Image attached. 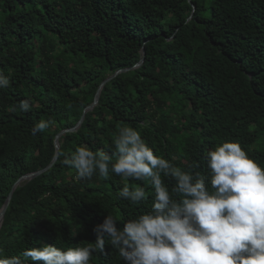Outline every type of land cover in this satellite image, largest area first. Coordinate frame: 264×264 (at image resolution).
Returning a JSON list of instances; mask_svg holds the SVG:
<instances>
[{
	"label": "trees",
	"instance_id": "16d2710c",
	"mask_svg": "<svg viewBox=\"0 0 264 264\" xmlns=\"http://www.w3.org/2000/svg\"><path fill=\"white\" fill-rule=\"evenodd\" d=\"M191 2L193 11L189 0H0V72L9 79L0 89V207L20 176L51 163L55 135L78 122L101 81L131 68L59 137L52 165L13 191L0 224L4 255L86 246L106 214L122 227L150 209L147 181L111 170L76 180L62 162L80 145L112 155L123 126L193 174L206 172L205 151L224 141L239 142L264 168V0ZM41 120L50 126L33 136ZM162 179L171 191L174 180ZM125 183L144 187L147 201L120 197ZM90 264L124 262L106 238Z\"/></svg>",
	"mask_w": 264,
	"mask_h": 264
},
{
	"label": "clouds",
	"instance_id": "9594fccd",
	"mask_svg": "<svg viewBox=\"0 0 264 264\" xmlns=\"http://www.w3.org/2000/svg\"><path fill=\"white\" fill-rule=\"evenodd\" d=\"M8 84L0 72V89ZM19 108L27 111L30 103L21 101ZM49 126V121L36 122L31 134ZM113 143L112 155L80 145L62 162L75 170L76 180L94 174L108 178L111 170L124 181H147L153 189L150 209L119 220L122 227L106 214L93 229L95 242L86 246L27 247L20 256H6L0 249V264H90L94 252L104 251L106 238L124 264H264V168L239 142L206 150V172L194 174L155 155L132 127H121ZM162 176L174 180L171 191ZM119 196L132 205L148 199L144 187L127 183Z\"/></svg>",
	"mask_w": 264,
	"mask_h": 264
},
{
	"label": "water",
	"instance_id": "95a60500",
	"mask_svg": "<svg viewBox=\"0 0 264 264\" xmlns=\"http://www.w3.org/2000/svg\"><path fill=\"white\" fill-rule=\"evenodd\" d=\"M189 2H190V4H191V6H192V11H193L194 6H193L191 0H189ZM192 11H191V13H190L188 19L191 17V15H192ZM141 51H142V54H144V49H143V48H142ZM141 62H142V58L139 60V62H138L137 64L134 65V67L139 66ZM134 67H132V68H134ZM129 69H131V68L118 69V70H116L112 75H110V76L106 77L104 80H102L101 83L99 84L97 90H96V93H95V95H94V99H93L92 103L83 109L82 114H81V116H80L78 122H77L73 127H71V128H67V129H63V130L59 131V132L55 135V138H54L55 153H54V157H53V159H52V161H51L50 164H48L46 167H44V168H42V169H40V170H37V171H34V172H29V173L23 174L22 176H20V177L14 182V184H13L12 187H11V190L9 191L7 197L5 198L3 204H2L1 207H0V224H1V222H2V219H3L4 213H5V211H6V208H7L8 204H9V201H10V199H11V197H12L13 191L16 189V187L19 186L21 183L26 182V181H28V180L34 178L35 176L41 174L42 172H44L45 170H47V169L52 165V163L56 160L57 155H58L57 150H58V148H59V137H60L62 134H64L65 132L75 131L78 127H80L82 121L84 120V117H85L86 113H87L88 111H91L92 108L97 104V102H98V98H99V95H100V91H101L103 85H104L107 81H109L112 77H114L115 75H117L118 73H120V72H124V71L129 70Z\"/></svg>",
	"mask_w": 264,
	"mask_h": 264
}]
</instances>
